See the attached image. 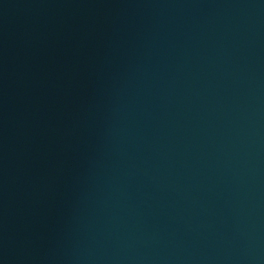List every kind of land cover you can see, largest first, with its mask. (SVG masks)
<instances>
[{
  "label": "water",
  "instance_id": "95a60500",
  "mask_svg": "<svg viewBox=\"0 0 264 264\" xmlns=\"http://www.w3.org/2000/svg\"><path fill=\"white\" fill-rule=\"evenodd\" d=\"M0 264H264V0H0Z\"/></svg>",
  "mask_w": 264,
  "mask_h": 264
}]
</instances>
